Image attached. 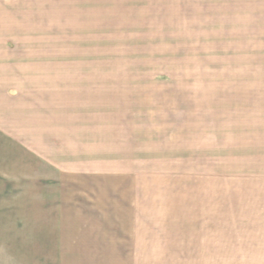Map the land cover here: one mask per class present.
I'll use <instances>...</instances> for the list:
<instances>
[{
  "label": "rangeland",
  "instance_id": "rangeland-1",
  "mask_svg": "<svg viewBox=\"0 0 264 264\" xmlns=\"http://www.w3.org/2000/svg\"><path fill=\"white\" fill-rule=\"evenodd\" d=\"M189 3L0 0V264H252L171 229L207 178H264V55Z\"/></svg>",
  "mask_w": 264,
  "mask_h": 264
},
{
  "label": "crops",
  "instance_id": "crops-1",
  "mask_svg": "<svg viewBox=\"0 0 264 264\" xmlns=\"http://www.w3.org/2000/svg\"><path fill=\"white\" fill-rule=\"evenodd\" d=\"M170 1L181 7L183 2H190L186 5L190 6L191 19L186 21L197 24L198 28L207 27L208 30L212 29L208 24H216V30L224 34L223 38L233 41L236 47L243 45L239 53L264 55V0ZM180 13L183 14V11ZM207 179L204 182L208 187L193 191L190 226L182 222L171 229L184 231L183 236L188 241L187 249H190L197 261L208 262L207 256L212 253L209 248L211 241H224L227 246H231L243 238V262L264 264V178ZM215 183L223 184L216 190L213 188ZM214 211L221 216H238L243 212V227L237 226V217L234 223L237 227L234 225V228L226 229L228 217L220 218L223 224L217 226L211 222V217L215 216ZM146 251L144 249V253ZM213 254L226 255L216 250ZM132 262H136L134 254Z\"/></svg>",
  "mask_w": 264,
  "mask_h": 264
}]
</instances>
